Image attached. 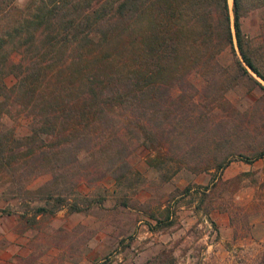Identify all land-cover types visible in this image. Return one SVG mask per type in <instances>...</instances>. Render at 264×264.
Wrapping results in <instances>:
<instances>
[{
	"label": "rangeland",
	"instance_id": "obj_1",
	"mask_svg": "<svg viewBox=\"0 0 264 264\" xmlns=\"http://www.w3.org/2000/svg\"><path fill=\"white\" fill-rule=\"evenodd\" d=\"M27 2L15 0L21 8ZM242 21L244 31L264 43V8ZM260 55L264 69V51ZM183 60L193 68L170 88V119L154 120L158 148L142 141L130 116L122 118V106L112 105L93 137L102 130L117 137L101 153L84 147L79 162L67 155L57 188L66 194L53 212H35L46 201L41 189L15 197L0 178V264H150L151 258L158 264H264V157L242 158L264 146V90L235 67L229 50L210 58L215 67L203 57ZM30 116L0 119L22 135ZM116 143L127 145L117 154L125 161L109 170L102 159ZM52 177L43 170L29 186Z\"/></svg>",
	"mask_w": 264,
	"mask_h": 264
},
{
	"label": "trees",
	"instance_id": "obj_2",
	"mask_svg": "<svg viewBox=\"0 0 264 264\" xmlns=\"http://www.w3.org/2000/svg\"><path fill=\"white\" fill-rule=\"evenodd\" d=\"M257 8L264 0H29L26 8L0 0V118L31 115L22 135L0 119V178L12 195L32 197L41 189L46 201L35 205L37 214L60 207L65 165L79 162L84 147L106 151L117 137L102 130L94 138L93 127L101 128L112 105L122 106V118L130 116L142 141L158 148L154 120L170 119V88L193 68L183 59L203 57L215 67L210 58L229 50L235 67L264 90L256 77L264 80L257 60L264 43H256L242 21ZM116 144L102 159L109 170L127 147ZM69 154L72 160L64 164ZM263 157L264 146L242 155L246 161ZM46 169L53 174L47 184L30 187L29 180ZM73 208L80 209L77 203Z\"/></svg>",
	"mask_w": 264,
	"mask_h": 264
}]
</instances>
